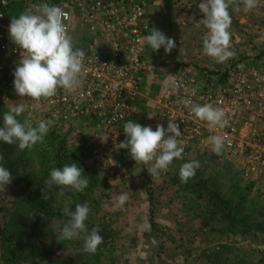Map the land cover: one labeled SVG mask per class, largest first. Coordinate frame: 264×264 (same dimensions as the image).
Wrapping results in <instances>:
<instances>
[{"label":"rangeland","instance_id":"rangeland-1","mask_svg":"<svg viewBox=\"0 0 264 264\" xmlns=\"http://www.w3.org/2000/svg\"><path fill=\"white\" fill-rule=\"evenodd\" d=\"M94 1L61 0L60 3L62 9L70 12L69 35L75 46L106 52L110 48L111 39L98 34L96 30L90 31L85 23L86 15L89 14L88 7ZM106 1L116 5L121 18H128L131 1L139 2ZM140 1L148 20V34L155 27L176 43V47L167 54L163 48L152 52L146 42L142 44L146 56L145 66L141 72H133L141 84L142 107L148 110L152 108L151 101L166 86L168 74H172L181 65L197 66V82L209 87L218 81L223 83L227 78L223 77L224 72L237 65L257 67L264 63V0H257L256 7L251 11L245 10L241 0H237L238 6H230V50L234 52V56L224 63H217L203 52L202 37L207 29L203 24L197 27L196 23L203 19V14L198 6L193 7V4L200 3L201 0ZM101 18L105 19L103 15ZM115 41L122 49L126 48L122 39ZM6 57L7 54L0 53V67L5 64ZM210 70L212 73H209ZM13 80L14 77L5 90L3 83H0V107L9 110L13 104L25 102L29 107L18 117L21 122L29 120L36 126L42 119L53 121L50 131L59 136L57 140L65 136V148L78 159V166L89 168L95 176L96 183L91 197L100 202L92 210L101 206L104 211L100 208L98 214H94L95 210H91V215L94 220L102 222L105 219L103 214H108L112 218L110 225L113 226L110 241L102 250L101 264H183L188 255L190 260H200L201 253L207 251H221V254L228 255L229 247L249 250L253 260L257 262L259 252L264 251V232H260L264 228V224H261L263 218L251 220L249 226L253 228L244 232L242 229L238 232H224L222 227L205 224L211 205L205 195L208 192L205 182L210 177L225 173L220 170L227 164L233 172H227L229 174L226 178L219 177L220 181L236 177L243 184L254 183L248 194L249 198L258 204L264 202V180L260 172L249 171L250 163L244 151L240 153L236 148L233 152L224 146L220 155H211L207 153L204 144L182 142V158L175 159L166 171L151 178L147 172L151 165L135 163L127 149L118 148L119 142L107 139V131L99 132L82 122L59 124L57 120L44 115L46 110L40 108L39 101L19 97L14 91ZM236 139L233 143H236ZM55 143L59 144L58 141ZM205 143L211 145L208 140ZM42 145L43 142L36 144ZM202 156L210 159V162L207 165L200 164L195 176L182 182L179 175L181 165L193 160L199 161ZM112 160L116 161L117 166L112 165ZM8 187L9 184L4 191L0 190V212L10 198L6 196L10 192ZM73 192L75 191L70 187L59 186L55 194L56 207L73 203ZM122 193H127L129 199L122 208H117L114 206L115 200ZM144 220L148 223L153 220L156 227L152 231L145 230ZM64 221V218L56 217H50L45 222L35 218L29 220L27 232L24 233L41 255L40 264L86 262L77 259L78 254L84 252L81 240L58 239L66 224Z\"/></svg>","mask_w":264,"mask_h":264},{"label":"clouds","instance_id":"clouds-1","mask_svg":"<svg viewBox=\"0 0 264 264\" xmlns=\"http://www.w3.org/2000/svg\"><path fill=\"white\" fill-rule=\"evenodd\" d=\"M246 11H251L257 5V0H241ZM237 5V0H201L198 5L203 19L196 23L207 29L202 37L203 52L217 63H224L234 56L231 48L232 23L230 6ZM65 13L56 5L48 3L35 4L26 9L17 17L12 18L9 24L11 41L20 49V60L14 69L13 87L21 98H31L41 101L52 98L58 89L73 91L83 87L86 77L85 51L76 48L64 22ZM152 52L160 48L170 53L176 43L173 38L167 37L161 30L153 27L149 34L143 37ZM180 82L168 74L166 87L173 94L180 89ZM181 103L200 121L206 122L209 129H223L228 123V115L222 107L212 103L203 105L185 99ZM29 105L25 102L13 104L3 115V126H0V141L7 144H16L19 151L31 150L37 143H42L48 135L53 123L51 120H40L33 126L29 120L21 122L22 116ZM125 139L118 144V148L127 149L129 156L135 163L150 164L147 172L152 177L159 176L166 171L175 159L182 158L183 147L178 141L181 135L179 125L174 120H168L167 128L157 124L155 130L149 126L128 120L123 125ZM208 142L212 151L220 155L224 149V140L219 135H211ZM4 157L0 155V162ZM112 165L117 166L112 160ZM200 162L193 160L181 165L180 179L187 182L195 176ZM82 167L76 162L65 164L62 168H53L50 178L42 189L41 199L50 198L49 190L52 185L70 187L76 192H82L89 184L84 177ZM11 171L0 163V190L12 182ZM129 199L127 193L116 197L114 206L122 208ZM66 203L63 214L68 222L63 226L58 239L82 240L83 249L87 253H95L103 243L98 226L89 231L85 221L90 213L87 202L75 205V210ZM43 215V214H41ZM143 227L150 231L151 225L144 220ZM46 264V262H41Z\"/></svg>","mask_w":264,"mask_h":264},{"label":"built area","instance_id":"built-area-1","mask_svg":"<svg viewBox=\"0 0 264 264\" xmlns=\"http://www.w3.org/2000/svg\"><path fill=\"white\" fill-rule=\"evenodd\" d=\"M8 1L0 0V7ZM130 3L128 18H121L116 5L106 0H95L88 7L86 26L90 31L96 30L110 38V48L106 52H95L80 47L86 54L83 87L70 92L58 89L54 97L39 101L40 108L46 110L44 115L57 122L91 125L99 132L107 131V139L119 143L125 139L123 125L128 120L142 126L150 125L153 130L158 123L166 129L168 120H174L181 131L177 138L180 143L204 144L207 153L212 155L211 145L205 142L209 136L219 135L229 150L244 151L250 163L249 171L260 172L264 180V63L257 67L237 65L227 71L223 83L218 81L209 87L197 82L198 71L193 67L181 65L171 74L180 82L179 91L173 94L165 86L151 101L152 108L148 110L141 106V84L133 73L141 72L145 66L142 44L145 42L143 37L148 34V20L140 0ZM53 5L61 8L62 3ZM62 10L66 14L64 22L69 33L71 15L68 10ZM119 38L126 43L125 49L115 41ZM0 53L7 54L0 70L7 67L14 73L20 60V49L11 41L9 27L1 25ZM185 99L200 105L212 103L222 107L228 115V125L223 129H209L206 122L198 120L181 103ZM235 138L236 143H233Z\"/></svg>","mask_w":264,"mask_h":264},{"label":"trees","instance_id":"trees-1","mask_svg":"<svg viewBox=\"0 0 264 264\" xmlns=\"http://www.w3.org/2000/svg\"><path fill=\"white\" fill-rule=\"evenodd\" d=\"M60 1L9 0L7 5L0 7V25L9 27L12 18L17 17L35 4H57ZM198 5L197 2L193 4V7ZM108 59L112 58L108 57ZM117 63L122 64L120 60H117ZM184 66L193 67L196 71L198 69L197 66L187 64ZM199 70H202V68ZM209 73H212V71L210 70ZM226 73L224 72L223 76ZM0 74V83H3L2 87L5 90L11 82L13 71L11 72L6 67L0 70ZM7 111L5 108L0 107V126H3V115ZM58 123L61 122L58 121ZM57 139H59V136L49 131L43 140L44 145H35L31 150L25 149L24 151H19L16 144L10 145L0 141V155L4 157L0 163H3L13 175L12 182L8 187L10 192L6 195L10 198L0 212V264H27L28 262L40 264L41 255L28 241L24 233L27 232L30 219L35 218V220L40 219L45 222L50 217H56L58 219L64 218V222H68L69 218L63 214V207H56L55 194L58 192L59 186L52 185L49 190L50 198L47 200L41 199L42 189L45 188V182L50 178V171L53 168H62L65 164L73 162L78 164V159L74 154L65 148V136H62L61 140ZM55 141H58L59 144L57 145ZM201 158L199 160L201 165H207V162H210V159H205L203 156ZM82 169L84 177L89 180V184L82 192H73L75 200L69 204L72 211L75 210L77 203L87 202L92 210V207L99 205L100 202L95 198L93 199V196L91 197L96 183L93 172L87 167H82ZM220 171L225 173H221V175L218 173L219 175L208 178L204 185L208 190L205 195L208 202L211 203L208 220L205 221V224L222 227L224 232H238L240 229L244 232L252 229L253 227L249 226V222L256 220L258 217L263 218L261 224H264V202L258 204L248 196L254 183L243 184L242 180L236 177H228L227 180L221 182L219 177L224 176L226 178L227 174L233 172V170L227 164ZM100 208L103 210V207L99 206V208L92 211L95 210L94 214H98ZM91 210L85 223L89 231L94 226L99 227V234L103 237V243L95 253L84 251L78 254L77 259L86 261L84 264H101L102 250L110 241L111 232L113 231V226L110 225L112 218L108 214H103L104 221L98 222L92 217ZM149 224L152 231L156 227L153 220H150ZM260 232H264V228ZM81 242L83 244L82 240ZM227 250L229 251L228 255L221 254V251L203 252L200 255V260L196 258L190 260L191 257L188 255L183 264H264V251L259 252L258 260L255 262L249 250L232 247L227 248ZM70 262L64 261L59 262V264H71Z\"/></svg>","mask_w":264,"mask_h":264}]
</instances>
